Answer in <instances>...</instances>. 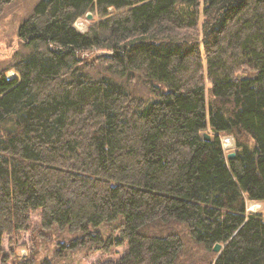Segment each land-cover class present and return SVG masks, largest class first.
<instances>
[{
	"label": "trees",
	"instance_id": "16d2710c",
	"mask_svg": "<svg viewBox=\"0 0 264 264\" xmlns=\"http://www.w3.org/2000/svg\"><path fill=\"white\" fill-rule=\"evenodd\" d=\"M17 36L15 75L0 69V264L3 237L32 228L74 234L60 250L123 247L93 264H264V215L246 210L264 203V0H38ZM92 48L109 74L85 69ZM135 71L145 96L116 77Z\"/></svg>",
	"mask_w": 264,
	"mask_h": 264
},
{
	"label": "rangeland",
	"instance_id": "374dc122",
	"mask_svg": "<svg viewBox=\"0 0 264 264\" xmlns=\"http://www.w3.org/2000/svg\"><path fill=\"white\" fill-rule=\"evenodd\" d=\"M37 1L38 0H11L4 6L0 13V69L8 68L6 70V75L8 76L15 75L13 69L9 68L11 63L26 51L17 36L18 27L32 12ZM96 19L97 16L93 14L91 19H87L85 15H83L76 19L73 26L79 31H85L88 25ZM101 53H103V50L92 48L80 54L86 63L85 69L91 75L109 74L106 66L98 58ZM129 76V78L128 76L116 77H118L117 79L124 83L130 90H133L135 94L140 96L147 95L148 89L146 88L141 73L135 71ZM228 137L231 138L232 143L230 145H224L222 143V138ZM220 141L225 154L233 151L234 141L230 135H220ZM246 210L247 212L261 211L264 215V203L246 198ZM38 222V214H32L31 226H34ZM97 229L101 231L103 235H106L107 224L102 223ZM29 230L20 232L14 243L10 242L8 236L3 237L2 246L4 252L9 255L8 264H14L13 260L16 258L19 261L24 260L29 257L30 253H34L39 260L44 257L48 258L51 261L50 264H93L99 258H115L123 249V247H117L112 254L92 251L86 247L74 250H60L61 247L58 245L59 242L73 237L74 234L68 231H63L60 234L54 229L43 232L38 228Z\"/></svg>",
	"mask_w": 264,
	"mask_h": 264
},
{
	"label": "water",
	"instance_id": "95a60500",
	"mask_svg": "<svg viewBox=\"0 0 264 264\" xmlns=\"http://www.w3.org/2000/svg\"><path fill=\"white\" fill-rule=\"evenodd\" d=\"M85 17L87 18V19H91V17H92V13L91 12H87L86 14H85ZM203 138L204 139H208L209 137H210V135H209V133H207V132H203ZM235 156V152L234 151H230V152H228L227 154H226V157H227V159H232L233 157ZM221 244L220 243H215L214 245H213V250L214 251H219L220 249H221Z\"/></svg>",
	"mask_w": 264,
	"mask_h": 264
},
{
	"label": "bare ground",
	"instance_id": "6f19581e",
	"mask_svg": "<svg viewBox=\"0 0 264 264\" xmlns=\"http://www.w3.org/2000/svg\"><path fill=\"white\" fill-rule=\"evenodd\" d=\"M79 27H81V26H79ZM222 143L225 145V144H231L232 143V140H231V138L230 137H228V138H222ZM250 205H252V204H250Z\"/></svg>",
	"mask_w": 264,
	"mask_h": 264
}]
</instances>
